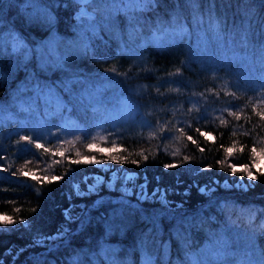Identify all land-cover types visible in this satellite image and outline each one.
<instances>
[{
  "label": "trees",
  "instance_id": "trees-1",
  "mask_svg": "<svg viewBox=\"0 0 264 264\" xmlns=\"http://www.w3.org/2000/svg\"><path fill=\"white\" fill-rule=\"evenodd\" d=\"M79 4L0 0V264H68L75 253H99L101 246L115 249L121 264H217L212 253L225 240L220 264H264V167L252 168L256 181L227 167H251V149L264 147V120L256 114L264 113V0H198L203 23L194 21L187 0H156L143 11L129 0H92L84 5L96 10V37L87 31L88 17L74 14ZM177 11L185 28L179 35L171 23ZM210 18L220 22L219 36ZM130 28H139L133 39ZM10 32L27 49L13 52ZM82 32L91 38L88 50ZM58 58L85 81L72 86L75 99L60 86L67 71L41 68ZM29 76L59 95L65 107L57 115H46L54 103L18 92ZM30 104L31 112L21 108ZM93 130L96 147L114 141L112 154L128 162L88 149ZM233 146L228 157L225 149ZM85 156L105 163H71ZM166 163L179 166L165 169ZM121 169L133 170L145 190L162 192L169 205L131 194L122 206L120 192L105 184L76 194L75 186L86 190L94 173L109 177ZM240 180L246 188L233 185ZM205 187L210 191L202 192ZM121 207L123 214L113 218ZM70 208L77 217L71 222L64 214ZM5 217L12 223L4 224ZM178 220L194 226H182L178 236ZM62 228L70 230L66 240L34 243Z\"/></svg>",
  "mask_w": 264,
  "mask_h": 264
},
{
  "label": "snow or ice",
  "instance_id": "snow-or-ice-1",
  "mask_svg": "<svg viewBox=\"0 0 264 264\" xmlns=\"http://www.w3.org/2000/svg\"><path fill=\"white\" fill-rule=\"evenodd\" d=\"M77 2L82 3V4H88L91 3L92 0H77ZM130 3H134L137 5L138 9L143 11L148 9L149 7L153 6L156 3V0H129ZM187 4L192 8L193 11V19L196 22L199 23H203V20L199 17V5H198V0H187ZM42 11H46V10H42ZM81 15L82 16H86L88 17L89 20V24L87 27V31L91 32L92 37H96L98 35L99 29H100V25L96 23L95 21V13H90L87 11H81ZM180 16L181 14L179 13V11L175 12L173 14V20H172V27L173 30L176 34H182L185 31L184 25L182 23H180ZM49 21H51L52 17L49 15L48 17ZM209 28L210 30L214 31L218 36L220 34V22L216 21L213 18L209 19ZM139 31V28H130L129 31V38L133 39L136 35V33ZM8 36L10 37L9 39V43H11L12 45V50L13 52H20L21 49H27V45L24 44L23 40L21 37H19L17 34L10 32L8 33ZM89 39H91L90 37H88L87 35H85L83 32L81 33L80 36V40H81V44L82 47L85 50H88L89 48ZM3 47H4V37L2 35H0V52L3 51ZM28 52H30V50H28L25 53V59H27L28 57ZM49 65H51V67L53 68H61L64 69V61L61 58H58L55 61H50V60H44L41 63V68L47 70ZM65 71H67L69 73V78L63 80L61 82V87L64 89L65 92L68 93V95L70 97H72L73 99L76 98L75 94L73 93V85H80L85 83V81H82L78 78V73L73 72L71 69H64ZM113 71H115V69H113ZM27 92V91H32L34 93H36L37 97H43L49 105H52L54 103L55 107L53 110H50L48 113H46V115H51V116H55L57 115L64 107V103L63 101L60 99L59 95L56 93V91L52 88L51 85L49 84H45L40 82L39 80H36L34 76H29V78L19 86L18 88V92ZM88 95H91V93H87ZM21 108L23 110L32 111V105L30 104L28 106L27 109H24V106L21 105ZM253 111H255V109H253ZM258 116L261 117L262 120H264V113L262 112H257L256 113ZM232 115H236L235 113H232ZM204 118V117H201ZM237 119H239V117H237ZM221 123H223V121H221ZM36 137H33V140ZM43 138V137H40ZM57 139H59V136H56ZM29 139V137L27 136H20V140H27ZM35 147L37 149L41 148V144H36ZM96 147V145L92 144V143H88L87 144V148L88 149H92ZM234 147H228L225 149V152L227 154L228 157H231L234 153ZM201 152L204 151L203 148L200 149ZM245 149L243 147H241L240 151L243 152ZM45 151H47V149H45ZM96 151L98 152H104V153H108L107 159L109 161H114V162H120V163H124V162H128L126 157H118L117 155H113L112 153L117 151V147H116V143L113 141L112 142V147L110 148H98L96 147ZM251 153L253 154L252 156V165L251 167H249V165L245 164L242 167H237L234 164H228L227 167L231 170V172L233 174L240 172L243 173L244 175H246L251 181H256L257 180V175L253 174L252 168L256 167V160H257V156H264V147H253L251 149ZM61 155H63V153H61ZM77 155H79V153H77ZM173 156H178L179 152L173 153ZM144 160H147L148 157L144 156L143 157ZM184 161H188L190 160L189 156H184L183 158ZM133 165H138L139 161L136 159H132L130 161ZM72 164H76L79 165L81 163H86V164H96V165H103L105 163L104 160H98L96 159L95 156H85L83 158V160H73L71 161ZM219 164L223 165L224 161H218ZM179 165L175 164V163H166L164 164V168L165 169H171L174 167H178ZM212 165H206L205 168L209 169L211 168ZM260 174L264 175V169L260 170ZM23 175H28V173H23ZM35 179V177H33ZM53 180H59L60 177L59 176H52ZM135 179V177L133 175H128V176H124V177H120L116 174H113V176L109 179V180H105V177L102 176H98L96 177V183H90L87 185L86 190L81 189L80 185H76L75 186V191L76 194L80 197H84L90 193H94L97 191V188L99 185L105 184L107 183V186L109 188L115 187V183L116 182H120L121 180H123V182L127 183V182H132ZM226 186H230L228 184V182H226ZM242 186L246 187L247 185H243ZM141 189V196L138 197V199H147L148 196L146 194L145 191V187L144 185H140L139 186ZM128 189L127 187H125V192L127 193ZM202 192H209L210 188L205 187L201 189ZM153 198H156L157 193L154 191L153 192ZM102 203V201H97V204ZM119 204H121L122 206L125 205L127 203L126 200L121 199L120 201H118ZM87 207V206H85ZM72 209H66L65 210V217L66 219L71 222L74 219H77V217H74L72 215ZM123 207L119 208V209H114L112 216L113 218L122 215L123 214ZM4 224H11L12 220L10 217H5V219L3 220ZM25 223H27L25 221ZM29 228L31 227V225H28ZM183 226V229L186 231L188 229H191L194 225L192 224V222L190 220H178L177 224H176V234L178 236L183 235L182 231H181V227ZM106 227L108 228L109 233L112 230V224L111 222H109ZM70 234V230H65V229H60L57 231L56 235H55V239H54V243L56 241H64L67 239V237ZM149 235H151V231L149 232ZM44 239H48V240H52V237H45ZM184 239L187 240V236H184ZM42 240L37 239L36 241H34V243H42ZM227 247V241H222V247L221 250L212 253L213 258L217 261V264H220V260L222 258V256L224 255V251L223 249H225ZM98 256H102L103 260L105 261V264H121V262L116 258L115 256V249H112L110 247L107 246H101V250L99 253L96 252H87V251H79L77 253L74 254V256L68 260V264H86V261H90V264H100V260L97 259ZM145 264H155L154 261H152L151 259H148L145 261ZM241 264H244V262H241Z\"/></svg>",
  "mask_w": 264,
  "mask_h": 264
},
{
  "label": "rangeland",
  "instance_id": "rangeland-1",
  "mask_svg": "<svg viewBox=\"0 0 264 264\" xmlns=\"http://www.w3.org/2000/svg\"><path fill=\"white\" fill-rule=\"evenodd\" d=\"M79 3V2H78ZM85 7V9L89 12H91V13H95V16H96V10H93V9H90V8H88V7H86V6H84ZM76 15V17H78V18H81V17H83L82 15H81V13H79V14H75ZM122 110H125L126 111V109H127V107H126V105H122ZM73 130H69L67 133H71ZM209 135H210V133L209 132H207ZM80 133H78V135H79ZM99 134V132H98V130H93V134L91 135V134H89V137H91V141H93L92 143H94V145H96L95 144V142L97 141V139H95L96 138V136ZM257 163L256 164H258L259 162H260V164L262 165V167H264V156H258L257 157ZM113 174H116V175H118V176H120L121 178L122 177H124V176H128V175H133L134 177H135V179L132 181V182H127V183H125V182H123V180H121L120 182H116L115 183V187H112V188H115L118 192H120L119 194V197H117V199H122V197H124V195H131V194H133L135 197H140L141 196V189H140V183L137 181V179H136V173L133 171V170H126V169H121L119 172H116V171H112L111 173H110V176L109 177H105V176H103L102 175V173H94V175H93V177H92V181L91 182H89L88 184H90V183H96V177H98V176H102V177H105V180L107 181V180H109L112 176H113ZM226 182H228V184L229 185H231V183L229 182V181H221L220 182V184L221 185H223L224 187H229V186H226ZM242 184L243 185H247L248 183L247 182H244L243 180H240L239 182H237V184L236 183H233V185H236V186H238V187H241V188H246V187H244V186H242ZM105 186L107 187V188H109L108 186H107V183H105ZM125 187H127V189H128V191H127V193L125 192ZM109 189H111V188H109ZM146 191V194H147V196H148V198L147 199H154L153 198V196L150 194V192H148L147 190H145ZM156 198H157V200L159 201V202H161L162 204H166V205H169L168 204V201H167V199L165 198V196H164V194L162 193V192H160V193H158V195L156 196ZM125 200H132V199H130V198H125ZM140 200V199H139ZM3 216H4V214H2V213H0V218H3ZM63 229V228H62ZM56 233H57V231L56 232H54V233H52V234H50V235H48L47 237H52L53 239H55V235H56ZM45 237H43V236H41V237H38V239L39 240H42L43 241V243H47V239H44Z\"/></svg>",
  "mask_w": 264,
  "mask_h": 264
},
{
  "label": "water",
  "instance_id": "water-1",
  "mask_svg": "<svg viewBox=\"0 0 264 264\" xmlns=\"http://www.w3.org/2000/svg\"><path fill=\"white\" fill-rule=\"evenodd\" d=\"M77 1V0H76ZM85 5L84 4H79V6H78V8H77V10L75 11V13L74 14H79V13H81V11H87L86 9H85V7H84ZM88 12V11H87ZM90 12V11H89ZM91 13V12H90Z\"/></svg>",
  "mask_w": 264,
  "mask_h": 264
},
{
  "label": "bare ground",
  "instance_id": "bare-ground-1",
  "mask_svg": "<svg viewBox=\"0 0 264 264\" xmlns=\"http://www.w3.org/2000/svg\"><path fill=\"white\" fill-rule=\"evenodd\" d=\"M82 4V3H81Z\"/></svg>",
  "mask_w": 264,
  "mask_h": 264
}]
</instances>
